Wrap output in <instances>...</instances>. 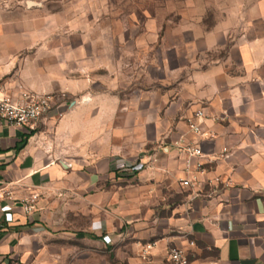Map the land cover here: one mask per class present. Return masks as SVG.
I'll return each mask as SVG.
<instances>
[{
    "label": "crops",
    "instance_id": "crops-1",
    "mask_svg": "<svg viewBox=\"0 0 264 264\" xmlns=\"http://www.w3.org/2000/svg\"><path fill=\"white\" fill-rule=\"evenodd\" d=\"M229 7L215 28L195 35L202 49L194 42L204 52L226 47V56L211 63L199 57L198 67L190 70L188 66L170 69L174 77L189 71L177 81L179 92L174 90L175 95L164 99L165 105L150 117L141 106L136 110L134 119L140 126L148 118L157 123L165 119V136L172 140L139 160L133 159L142 154L141 139L127 145L123 130L111 131L115 113L110 103L118 104L119 97L88 93L80 101L75 97L84 87L62 76L44 82L39 69L38 82L31 81L34 77L28 69L19 71L16 82L9 78L16 63L9 41L18 34L0 31V98L21 91H61L77 99L70 111L51 114L32 132L0 120V209L8 208L13 215V221L7 222L0 210V263L16 254L28 225H40L37 217L46 213L43 201L63 185L72 188L82 179L86 190L94 192L96 185L108 180L129 179L139 181L142 202L150 198L149 206L140 207L141 218L133 229L138 239L126 246L134 249L133 255H125L126 264H171L173 248L184 250L191 264H264V0H235ZM143 103L147 100L141 99L138 105ZM200 109L207 114L206 137L187 127L186 120ZM176 119L180 121L173 122ZM182 138L206 155L202 162L207 175L199 176L202 187L198 191L179 183L188 176L190 160L177 149ZM196 162L191 161L193 167ZM137 163L154 168L134 173L118 169L120 164ZM80 168H86V173ZM214 176L230 180L231 186L215 190L207 184ZM124 193L119 191L120 197ZM32 195H38L39 209L27 215L22 200Z\"/></svg>",
    "mask_w": 264,
    "mask_h": 264
},
{
    "label": "rangeland",
    "instance_id": "rangeland-1",
    "mask_svg": "<svg viewBox=\"0 0 264 264\" xmlns=\"http://www.w3.org/2000/svg\"><path fill=\"white\" fill-rule=\"evenodd\" d=\"M233 1L0 0V31L18 34L9 41L16 53L9 78L17 82L19 71L28 69L34 77L31 81L38 82L39 69L44 82L62 76L76 81L80 89L84 87L79 90L83 95L75 97L80 101L88 93L119 97L118 104L110 103L115 113L111 131L123 130L127 145L141 139L142 154L133 159L139 160L172 140L165 136V119L157 123L148 118L140 126L134 119L136 110L141 106L149 117L154 115L165 105L164 99L175 95L174 90L179 92L177 81L198 67L199 57L211 63L226 56V47L204 52L197 50L198 45L202 49L201 41L196 40L197 46L194 42L196 34L215 28ZM28 2L36 5L30 7ZM183 66L188 70L174 77L170 69ZM203 66L200 62L199 67ZM25 94L52 97L51 112L42 121L53 113L70 111L72 102H77L61 91H21L10 98ZM141 99L147 103L138 105ZM153 168L148 164V170ZM80 172L85 174L86 168ZM79 182L72 188L63 185L43 201L46 213L37 217L40 225L25 228L16 254L5 264H126L125 255L134 254V249L126 246H133L138 239L133 229L141 218L140 207L149 206L150 196L148 202H142L136 180H108L96 185L94 192L86 190L82 179ZM119 191L125 193L120 197ZM105 235L110 236L106 238L109 243L102 241Z\"/></svg>",
    "mask_w": 264,
    "mask_h": 264
},
{
    "label": "built area",
    "instance_id": "built-area-1",
    "mask_svg": "<svg viewBox=\"0 0 264 264\" xmlns=\"http://www.w3.org/2000/svg\"><path fill=\"white\" fill-rule=\"evenodd\" d=\"M52 103L53 99L50 96H30L25 94L19 99L2 97L0 98V120L9 126L32 132L37 129L38 124L43 118L51 112ZM206 118L207 114L204 109L195 111L193 115L186 120L189 130L196 135L206 137L207 134L203 130V123ZM214 120H219V118L215 117ZM176 145L178 151L186 154L190 159L187 164L188 176L180 180L181 186L187 190H200L202 181L199 176L207 175V169L202 162V159H204L206 155L200 147L187 143L183 138L181 141H178ZM223 152L226 157L228 152L227 149H224ZM194 159H196L197 162L193 167L191 161ZM191 167H193L194 170H191ZM147 168L148 165L145 163H137L136 165L120 164L118 167L119 170L132 172ZM207 184L215 190H219L229 188L231 186V181L225 182L220 176H214L207 180ZM38 199V195H32L28 199L22 200L23 208L27 215L34 213L37 208ZM0 210L5 213L7 222L13 221V215L7 211L8 208H1ZM106 243H109V240L106 239ZM169 261L171 264H191L190 258L186 252L178 248L170 250Z\"/></svg>",
    "mask_w": 264,
    "mask_h": 264
},
{
    "label": "water",
    "instance_id": "water-1",
    "mask_svg": "<svg viewBox=\"0 0 264 264\" xmlns=\"http://www.w3.org/2000/svg\"><path fill=\"white\" fill-rule=\"evenodd\" d=\"M28 5H29L30 7H32V6H35L36 4L33 3V2H28Z\"/></svg>",
    "mask_w": 264,
    "mask_h": 264
}]
</instances>
